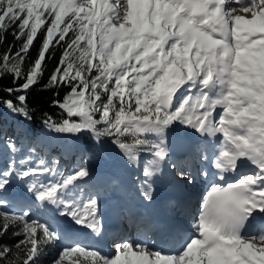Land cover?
Returning <instances> with one entry per match:
<instances>
[{
	"label": "snow or ice",
	"instance_id": "6c2138e0",
	"mask_svg": "<svg viewBox=\"0 0 264 264\" xmlns=\"http://www.w3.org/2000/svg\"><path fill=\"white\" fill-rule=\"evenodd\" d=\"M9 32L21 43L0 55V80L11 76L13 85L0 106L12 115L32 119L27 93L61 47L46 87L69 89L53 102L65 118H45L48 132L90 136L94 149L115 150L133 168L147 156L136 178L146 202L165 164L189 185L197 181L187 170L192 155L209 165L199 173L206 195L178 249L120 239L107 255L71 243L53 264H264V0H0V42ZM212 140L208 154L202 145ZM4 147L0 238L13 230L20 239L0 244V261L16 256L9 264H19L22 254V264H38L45 247L72 239L65 220L103 241L98 194L80 196L93 176L86 165L64 174L35 147L20 160L11 158L17 140L6 137ZM113 191L123 198L118 185Z\"/></svg>",
	"mask_w": 264,
	"mask_h": 264
},
{
	"label": "trees",
	"instance_id": "16d2710c",
	"mask_svg": "<svg viewBox=\"0 0 264 264\" xmlns=\"http://www.w3.org/2000/svg\"><path fill=\"white\" fill-rule=\"evenodd\" d=\"M42 39L43 37L41 36L25 57L23 62V69L25 72L31 67L33 61L37 57ZM20 43L19 41H15L11 32H9L6 39L0 42V55L9 49L11 44L16 45V47L12 48V52H15L20 47ZM62 52L63 48L61 47L50 50L43 65V75L39 82L27 93L28 107L32 116L30 121H26L19 116H14L0 106V140L6 137H12L20 144V141L25 139L28 147H35L36 155L49 163V166L56 168L62 173H68L78 166L86 165L90 168V164L100 159L103 156V152L93 148L90 136H82L78 140V147L81 153L79 154V158L75 161L77 155L72 149L73 141L69 139V136H59L61 142H57L58 135L48 132L44 127L43 121L47 117H51L57 122L65 118L64 113H62L61 109L53 102L55 100H62L69 89L66 87L60 89L46 87L50 75L54 72L59 63ZM22 82L23 81H21V83ZM10 86H13L11 76H7L0 80V97L8 98L5 90ZM57 92L59 95H57ZM9 119L10 121H8ZM6 126L7 131L3 133V128ZM34 159L35 157L33 156V160ZM53 160H58L59 164H52L51 162ZM148 160L149 158L147 156H142L140 164L145 166ZM12 231L13 230H10L6 236L0 238V244L12 247L16 240L20 239L19 237L13 236ZM49 246L45 248L48 254H51L50 252L52 249ZM40 260L39 258L38 264H52L55 258L52 255H48L41 260V263Z\"/></svg>",
	"mask_w": 264,
	"mask_h": 264
},
{
	"label": "bare ground",
	"instance_id": "6f19581e",
	"mask_svg": "<svg viewBox=\"0 0 264 264\" xmlns=\"http://www.w3.org/2000/svg\"><path fill=\"white\" fill-rule=\"evenodd\" d=\"M108 156H112L113 152L115 153V150L108 149ZM181 159H184V156L181 154ZM112 159H108L107 161H111ZM121 160L124 162L125 160L121 157ZM190 162L194 161V166L199 167L200 164H203L202 159L199 158L197 154H193L192 157L189 160ZM202 161V163H201ZM105 171L108 169L106 166H104ZM104 168L101 169L104 170ZM121 168V167H120ZM123 169V168H121ZM107 172V171H106ZM127 173V172H126ZM101 174V173H99ZM98 174V175H99ZM97 178V181L101 183L99 186V190L102 193V195L106 194L108 195L110 193V190L114 188L115 186H119L121 189V198L120 201L115 200L112 198V196L107 197V201L105 202V205L101 207V214H104L105 209V215L109 216V222L108 226L106 227V235L104 232V237L106 240H120V239H132V240H144L146 243H148L150 238V231L148 228L144 227L143 225L137 226L134 224L133 221L130 222V227L125 228L122 224L121 220L126 214H130V212L136 208V204L133 198L128 197V186L130 185V177L127 175V177H124L123 170L118 171L116 176H111L109 174V171L107 173L100 176H93V179ZM167 178V179H166ZM126 179V180H125ZM184 181V180H183ZM127 182V183H126ZM158 186L164 187L167 191L179 194L178 196L181 197L180 200H176L175 198L172 201H175L177 205L179 206V209L175 211L170 204V213L173 219H175L177 222H183L185 226V232H179V230L175 231L176 238L175 239H169V243L166 248L162 246V241H167L168 238L164 234L160 235V238L158 241H156V245L154 247L162 248L165 251H174L180 247L183 240L186 239L189 235H191L189 221L190 218L192 219V214L196 211L199 203L200 193L201 191L198 189L196 192H188L186 186H184L183 182H177L173 178H169L165 175V172L163 170L161 176L155 181ZM128 189H124L122 185ZM187 185V182H186ZM194 186V184H193ZM191 186V187H193ZM98 190V189H96ZM105 195V196H106ZM116 195V194H114ZM141 196V195H140ZM185 206H188L185 208ZM122 210V211H121ZM119 213V214H118ZM182 216V217H180ZM66 223V222H65ZM74 226V225H73ZM141 227L143 228V231H141ZM165 229V227H162V229ZM75 233H79L77 231L76 226H74ZM76 238V237H74ZM74 238L69 240H63L66 245L74 243ZM153 241H155V238H152ZM86 243L89 245H93L92 236H89L86 240ZM114 248V246H112Z\"/></svg>",
	"mask_w": 264,
	"mask_h": 264
},
{
	"label": "rangeland",
	"instance_id": "374dc122",
	"mask_svg": "<svg viewBox=\"0 0 264 264\" xmlns=\"http://www.w3.org/2000/svg\"><path fill=\"white\" fill-rule=\"evenodd\" d=\"M8 121H10V119ZM5 131H7V126L3 128V133H5ZM5 139L0 140V171H2L4 169L5 163L10 159L9 152L4 147V140ZM69 139L73 141L72 149H73L74 153H76V155H77L76 156L77 158H75V161H76L79 158V154L81 153L80 149L78 147V140L73 138V137H71V136H69ZM57 142H61V139H60L59 136H57ZM20 145L22 146L21 150H20V153H18L16 156L11 157V158L17 159V160L26 159L27 158V156H28V153H27L28 145H27V142L25 141V139L20 141ZM103 153H104V157L103 158L98 159L96 162L90 164V168L89 169L92 171L93 176H95V175L96 176L103 175V172L105 174L104 170L101 171V169L104 168L105 160H107V159H116L117 158V156H116V154L114 152L112 153V154H114L112 156H108V151L107 150H105ZM120 165L123 168L122 170H123V173H124V177L126 178L127 175H129V177H130V179H129L130 185L127 184L128 189H129L128 197L129 198H134L135 201H139L140 202V194L138 195L139 192L136 189V178L137 177H141L142 178L141 172H142V169H143L144 166H142L139 163L138 166L133 168V166L127 165L126 161L120 162ZM99 173H101V174H99ZM64 174H67V173H64ZM93 176L87 183L82 184L83 188H85L88 191V193L87 194L85 193V195H80V196L82 198H84V199H87V197L90 196V195L98 194L97 198L99 199V201H101L102 200V193L100 192L101 190H99V188H100L99 186L101 185V183L99 181H97V178L93 179ZM42 179H44V178H42ZM183 182L186 183V181H183ZM155 184L156 183H154L153 185H155ZM124 185L125 184H123L122 187H124V189L128 190L125 187L126 185L125 186ZM187 187H188V185H187ZM96 189H98V190H96ZM113 189L114 188H112V190H110V194H112V192L114 193ZM190 222H191V218H190V221H189V226H190ZM74 243H76V242H74ZM64 246H67V245L64 243L63 240L61 242L56 243V244L50 245L49 247H51V249H52V251L50 252L51 254H48V251L46 250V248H44L43 255L40 257V259L42 260L45 257H47L48 255H52L56 259L58 257V255H59V253H60L61 248L64 247ZM85 246L91 247V245H89V244H86ZM108 247H109V249L107 250V252L105 254L113 255L114 254V248L112 246H108ZM0 250H2V249H0ZM15 251L16 250L13 249V252H15ZM16 259H17L16 256H10L8 258V260L0 261V264H9V261L16 260ZM41 260H40V263H41ZM19 264H22V254H21V259L19 260ZM65 264H67V262H65Z\"/></svg>",
	"mask_w": 264,
	"mask_h": 264
}]
</instances>
